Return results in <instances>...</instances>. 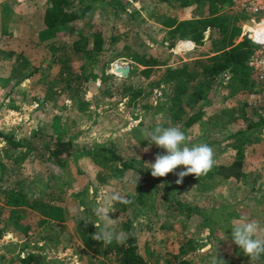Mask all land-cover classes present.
Wrapping results in <instances>:
<instances>
[{
  "label": "trees",
  "instance_id": "16d2710c",
  "mask_svg": "<svg viewBox=\"0 0 264 264\" xmlns=\"http://www.w3.org/2000/svg\"><path fill=\"white\" fill-rule=\"evenodd\" d=\"M127 3V0H47L42 13L43 28L40 39L50 38L45 46L49 50L48 55L51 59L46 61L42 57L41 62L46 61L49 65L52 61L55 63L56 71L48 70L46 73L50 82L45 86V99L63 93L76 102L80 109L87 108L89 100L82 94L81 87L88 80L99 78V89L102 93L111 94L114 88L118 87L122 95H127L130 103L139 104L145 112L144 118L132 128L140 144L148 142L144 140L143 133L151 131L158 124L177 126L188 134L193 125H200L204 121L206 127L210 129L214 127L223 129L231 122L241 119L245 125L231 133L233 140L229 144L235 149L233 159L229 162L214 160L212 169L206 175L197 178L189 174L183 178L182 183L176 184L175 173H169L165 177L144 178L145 175L150 174L146 155L126 156L116 144L94 142L88 147L77 150L71 135H65L66 128L61 124L59 114L53 115L52 127L49 131H45L41 126L21 136H16L13 131H0L3 140L0 148L3 153L0 155V179L4 178L8 181L6 185L0 183V202H2L0 203V236L9 226L27 235L30 229L49 225L53 233L42 234L41 238L55 243L58 241V232L63 228L64 221L71 217L67 206L66 186L52 183L49 179L40 181L38 177L30 178L22 173L21 164L30 154L41 160H50L64 168L68 157L79 152L97 165L96 177L101 184L107 183L111 178H118L127 169L145 173L135 193L123 195L120 201L112 203L116 221L121 223L122 230L128 237L124 244L113 242L107 246L103 245L92 238V235L98 231L94 224L100 225L99 223H95L85 215L74 217V230L80 242L96 254H88L87 263L84 264H109L107 260L112 258L117 264H147L146 258L139 249L138 229L134 218L144 211L149 218H152L159 207L157 202L159 195L167 200L166 208L169 214H175L179 218L184 216L185 219L197 216L209 226L210 234L213 233V229L211 222L208 221L209 217L204 214L205 205H200L194 196L193 199H188L190 192H204L216 180L222 182L229 178L246 179L251 176L254 181L252 188L264 196V185H255L257 177L263 174V167L256 170V173L244 169L247 144L254 139V132L264 125V114L248 102H243L223 105L204 119L205 107L211 102L209 92L225 81L224 76L227 73H229L227 87L248 91L260 85L254 80L253 70L247 63L254 43L247 37L238 39L241 32L240 21L246 19L247 14L227 9L232 0H154L150 17L163 26V40L169 48H173L180 37H187L195 44L202 43L205 33H208L213 46L210 53H199L188 59L171 63L159 54L148 51L146 45L138 46L139 41L134 44V41L124 36L123 32H117L115 25L105 29L101 20L94 19L96 9L116 12L126 8ZM192 3L203 6L202 13L197 17L178 18L171 11ZM2 9L6 41L4 45H0V60L13 56L10 76L15 82H20L28 75L42 70L43 65H30V58L23 46L13 47L10 41L13 36L5 29V23L11 13L10 7L4 4ZM132 9L138 12L134 7ZM61 26L68 27L66 29L68 37L59 38L58 33L65 35L66 32L60 30ZM104 52L109 54L107 59L100 62ZM119 56L128 57L131 62L128 74L122 76L124 82L115 85L113 83L115 73L106 72L105 69L103 73H98L97 69L105 67L110 60ZM73 58L79 60L77 69L72 64ZM153 74L155 75L152 76ZM107 79L110 80L109 83ZM154 89H158L159 94L155 96V102H152L149 98ZM11 105L16 106L13 103ZM149 121L152 122L148 125ZM205 132H202L203 138L206 139L203 143L210 145L213 142L209 133L211 130ZM11 147L19 148L14 156L9 153ZM155 154L163 155L165 150L159 148ZM182 170H184L183 166H178L175 172ZM124 200H130L131 203H124ZM4 206L7 207L5 215L1 214ZM220 207L228 209L226 205ZM215 208L210 204L212 213L215 212ZM28 209L37 213L34 222L24 217V212ZM227 212L229 216L233 213L231 209ZM121 215L123 219H120ZM86 221L88 222L85 223ZM160 226L165 225L160 223ZM204 243L205 241L190 237L182 238L177 249L167 251L161 263L194 264L186 257V253L201 247ZM25 244L26 242L22 247L25 248ZM44 247L46 245L43 243L37 250L25 249L23 255L15 253L10 259L17 258L18 264H51L54 257H49V251L44 250ZM233 250L241 258H249L235 244ZM154 253L155 249L151 248L150 254ZM212 262L236 264L224 258L219 252H216ZM258 262L263 264L264 257Z\"/></svg>",
  "mask_w": 264,
  "mask_h": 264
},
{
  "label": "rangeland",
  "instance_id": "374dc122",
  "mask_svg": "<svg viewBox=\"0 0 264 264\" xmlns=\"http://www.w3.org/2000/svg\"><path fill=\"white\" fill-rule=\"evenodd\" d=\"M127 1L126 8L116 12L96 9L94 19L101 20L103 22L102 27L105 29H110L112 25H115L116 31L123 32L124 36L134 41V44L139 41L138 46L145 47L146 45L148 51L159 54L171 63L188 59L199 53L206 54L212 51L213 46L208 33H205L202 43L195 44L187 37H180L176 45L169 48L166 41L163 40V26L150 17L154 0ZM46 3L47 0H0V45H4V41H6L4 38L6 33L3 31L5 19L2 6L7 4L11 13L5 23V29L10 31L13 36V39L10 40L13 47L23 46L25 53L30 58V65H43L42 70L28 75L20 82H15V79L10 76L13 56L0 60V131H13L16 136L29 134L31 130L40 126L45 131H49L52 127L53 115L59 114L60 122L66 128L65 135H71L77 150L81 147H88L94 142L116 144L126 156L144 154L148 163H154L155 153L159 148L155 144L149 145L148 142L140 144L135 138L136 132L132 130L138 121L144 118L145 112L139 104L130 103L127 95H122L118 87H115L111 94H105L99 89V78L88 80L81 87L82 94L89 100L87 108L84 109H80L76 102L63 93L45 99V86L46 83L50 82L46 73L48 70L56 71L55 63L52 61L49 65L46 63L48 59H51L48 55L49 50L45 46L50 38L40 39L41 28H43L42 13ZM133 7L138 12L133 10ZM202 8V4L192 3L171 11L178 18L191 19L200 15L203 11ZM226 8L234 11V3ZM236 12L241 13L242 11ZM244 20H241L240 24ZM67 28L61 26L60 30L66 31ZM59 34L61 33H58L59 38L68 37L67 31L65 35ZM238 39L240 38L238 37ZM108 54L104 52L100 57V62L107 59ZM42 57L46 60L44 63L41 62ZM115 62L129 65L131 59L123 56L115 57L105 67H99L97 71L103 73L105 69L106 72L115 73L116 77L113 79V83L121 85L124 82L122 76L125 75L115 71ZM78 63L79 60L72 59L74 68L77 69ZM252 76L260 85L255 89L241 91L236 87L226 86L229 79V73H227L224 76L225 81L210 90L211 102L205 107L204 119L210 113L218 111L223 105L241 104L243 102H248L264 114V78L259 79L260 77L254 72ZM107 81V83L110 82L109 79ZM157 94H159V90L154 89L149 99L155 102ZM11 103L16 106H12ZM151 122L149 121L148 125ZM206 125L204 121L200 125L191 127L189 133L186 134L189 146L203 143L206 140L203 138V133L206 130H211L209 133L213 142L209 146L214 150V160L221 162L232 160L235 149L229 144L233 140L231 133L237 128L243 127L245 122L239 119L231 122L223 129L215 127L210 129ZM253 137L254 139L246 147L244 169L256 173V170L263 167L262 176L257 177L255 182V185L261 184L263 186L264 125L254 132ZM2 144L3 140L0 137V148ZM146 147L148 150L144 151ZM18 150L19 148L11 147L9 153L13 155ZM2 154L0 149V155ZM21 165L22 173L30 176V178L38 177L40 181L49 179L52 183L66 186L68 191L67 206L71 217L64 221L63 228L58 232V241L55 243L54 241L47 242L41 238L42 234L53 233L49 225L30 229L27 235L9 226L8 230L0 236V264L8 262L9 264H18L17 258L10 259L15 256V253L23 255L25 249L37 250L43 243L46 245L44 250L49 251L48 256L54 257L51 264L87 263L88 254H96L80 242L74 230V217L85 215L95 223L100 225L112 223L116 226L117 231H123L121 223L116 221L113 214L112 196L118 194L121 197L135 193L140 179L145 175L142 171L127 169L118 178H111L107 183L101 184L96 177L97 165L79 152L68 157L67 165L64 168L50 160H41L32 154ZM148 176L151 177V174L145 175L144 178ZM0 183L6 185L8 181L3 178L0 179ZM253 184L254 181L251 176L246 179L229 178L222 182L214 181L204 192L195 191L188 194V199H193L194 196L200 205H205L204 214L209 217L208 221L211 222L213 229L212 234H210V228L206 222L197 216L185 219L184 216L179 218L175 214H169L166 208L167 200L159 195L157 199L159 207L152 217L153 219L149 218L145 211L138 213L134 218V223L138 229L139 249L146 258L147 264H162L166 252L175 251L179 241L186 237L205 241L201 247L186 253V257L194 264H213L212 259L216 252L221 253L224 258L232 260L236 264H261L247 257L241 258L239 254L234 252V244L231 239L230 227L242 217L257 221L261 226V234H264V196L252 188ZM210 204L216 207L213 213ZM222 205L228 206L227 208L231 209L233 213L229 216L228 209L225 210L220 207ZM104 207L111 209V213H109L111 220L96 214ZM1 212L3 215L7 214V207H2ZM24 217L34 222L37 213L28 209L24 212ZM120 219H123L122 215ZM160 223H164L165 229L160 226ZM24 242H26L25 248L22 247ZM151 248L155 249L153 255L150 254ZM99 256L103 257V255ZM107 261L109 264H117L114 258Z\"/></svg>",
  "mask_w": 264,
  "mask_h": 264
},
{
  "label": "clouds",
  "instance_id": "9594fccd",
  "mask_svg": "<svg viewBox=\"0 0 264 264\" xmlns=\"http://www.w3.org/2000/svg\"><path fill=\"white\" fill-rule=\"evenodd\" d=\"M143 135L149 145L155 144L158 148L165 150V154L155 156L154 163H146L152 177H165L169 173H175L177 176L175 183L180 184L189 174L197 178L206 175L214 165L215 154L212 147L207 143L189 146L188 136L180 127L158 124L151 131H145ZM147 150L146 147L144 151ZM178 166H183L184 170L175 172ZM112 199L120 201L121 197L113 194ZM123 202L131 203L130 200ZM109 213L111 209L104 207L96 214L111 220ZM94 226L98 228V231L92 235V238L105 246L113 242L124 244L128 238L123 231H117L112 223H105L103 226L94 224ZM230 229L232 241L250 260L259 261L261 257H264V234H261V226L257 221L242 217L232 224Z\"/></svg>",
  "mask_w": 264,
  "mask_h": 264
},
{
  "label": "built area",
  "instance_id": "2783aa9c",
  "mask_svg": "<svg viewBox=\"0 0 264 264\" xmlns=\"http://www.w3.org/2000/svg\"><path fill=\"white\" fill-rule=\"evenodd\" d=\"M232 3L235 7L234 12L242 11L247 14L241 24L239 38L247 37L254 43L247 63L260 77L259 79H262L264 78V0H232Z\"/></svg>",
  "mask_w": 264,
  "mask_h": 264
},
{
  "label": "water",
  "instance_id": "95a60500",
  "mask_svg": "<svg viewBox=\"0 0 264 264\" xmlns=\"http://www.w3.org/2000/svg\"><path fill=\"white\" fill-rule=\"evenodd\" d=\"M114 69H115V71L120 72V74H122V75H127L128 71H129V65L121 63V62H115L114 63Z\"/></svg>",
  "mask_w": 264,
  "mask_h": 264
}]
</instances>
